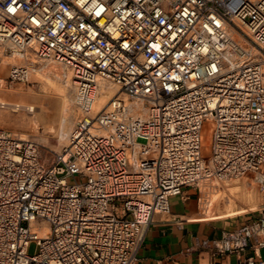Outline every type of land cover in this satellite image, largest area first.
I'll return each instance as SVG.
<instances>
[{"label":"built area","instance_id":"built-area-1","mask_svg":"<svg viewBox=\"0 0 264 264\" xmlns=\"http://www.w3.org/2000/svg\"><path fill=\"white\" fill-rule=\"evenodd\" d=\"M0 45L25 59L12 82L37 58L70 70L78 111L51 161L0 127V264H136L173 196L192 188L205 211L242 176L259 207L203 244L264 264V0H0Z\"/></svg>","mask_w":264,"mask_h":264},{"label":"rangeland","instance_id":"rangeland-1","mask_svg":"<svg viewBox=\"0 0 264 264\" xmlns=\"http://www.w3.org/2000/svg\"><path fill=\"white\" fill-rule=\"evenodd\" d=\"M37 59L28 82H12L9 79L11 67L24 63L25 59L13 55L0 45V100L34 108L32 111L26 107L0 105V127L15 135L36 140L44 159L51 161L55 153L68 144L69 134L78 118L75 88L70 70L56 62ZM113 94H105L104 99H110ZM210 127L211 123L207 121L204 129L205 155L209 154ZM77 177L80 178V175ZM241 182H244L241 188L235 187ZM250 191L253 194L252 205L256 204L258 208L261 198L250 177H236L221 182L217 189L209 190V195H218L210 206L211 214L228 209L250 208L251 202L244 196ZM251 211L249 209L242 215L251 216ZM203 212L206 215L207 212ZM37 251L38 245L34 241L30 244L29 252L34 254Z\"/></svg>","mask_w":264,"mask_h":264},{"label":"crops","instance_id":"crops-1","mask_svg":"<svg viewBox=\"0 0 264 264\" xmlns=\"http://www.w3.org/2000/svg\"><path fill=\"white\" fill-rule=\"evenodd\" d=\"M244 182L235 185L241 188ZM217 194L210 195L205 212L201 209L196 190L185 189L184 196L170 199L171 212L156 214L145 242L138 252L136 264H220L221 256L213 257L212 248L203 244L205 240L220 238L243 224L250 216L242 213L257 208L253 204L252 191L244 194L251 202L250 208L228 209L211 214L210 206ZM264 254V250L262 251ZM235 262V256L227 258ZM224 263V262H223Z\"/></svg>","mask_w":264,"mask_h":264},{"label":"bare ground","instance_id":"bare-ground-1","mask_svg":"<svg viewBox=\"0 0 264 264\" xmlns=\"http://www.w3.org/2000/svg\"><path fill=\"white\" fill-rule=\"evenodd\" d=\"M117 90H118L117 86H113V85L105 86L104 89L102 90L101 95L98 97V99L96 101V105H95L96 110L102 109L109 102V100L115 95ZM111 93H114L113 96L110 99L105 100L104 99L105 94H111ZM0 105L1 106L10 105V106L15 107V108L26 107V109L32 110V111L34 109L31 105L26 106V105L21 104V103H10V102H6L3 100H0ZM69 136H70V134H69Z\"/></svg>","mask_w":264,"mask_h":264}]
</instances>
